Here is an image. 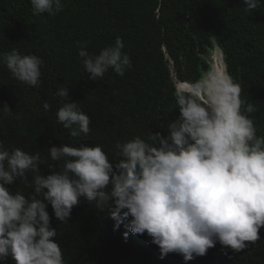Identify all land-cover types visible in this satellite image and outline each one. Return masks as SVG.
<instances>
[{"label":"trees","instance_id":"16d2710c","mask_svg":"<svg viewBox=\"0 0 264 264\" xmlns=\"http://www.w3.org/2000/svg\"><path fill=\"white\" fill-rule=\"evenodd\" d=\"M55 16L34 15L30 0H0V53L16 49L44 61L38 87L12 78L0 65V149L39 151L45 161L40 172L59 170L48 150L62 144L100 145L109 160L118 162L115 145L134 137L146 142L150 133L167 136L175 122L173 79L194 82L208 69L213 44L223 51L230 76L242 89L240 99L251 103L257 137H264V0L245 11L242 0H62ZM120 37L132 62L123 77L109 69L97 81L88 79L77 42H86L89 53L99 52ZM185 85H180L183 88ZM68 88L67 98L55 95ZM51 105L48 111L43 104ZM76 103L90 118L87 135L69 136L70 129L57 123L63 103ZM31 181V174H28ZM12 193L34 191L18 179L8 186ZM111 206V202L109 207ZM83 197L71 210L68 221L47 211L56 229L65 264H264V227L259 240L233 252L217 243L202 257L185 262L170 253L160 258L159 249L147 234L128 233L125 224L113 230L115 221ZM248 243V242H246ZM5 264H14L9 257Z\"/></svg>","mask_w":264,"mask_h":264},{"label":"clouds","instance_id":"9594fccd","mask_svg":"<svg viewBox=\"0 0 264 264\" xmlns=\"http://www.w3.org/2000/svg\"><path fill=\"white\" fill-rule=\"evenodd\" d=\"M242 3L246 12L260 6V0ZM30 4L34 15L55 16L64 8L62 0ZM77 47L89 80L97 81L109 69L123 77L132 67L120 37L98 55L87 51L86 42ZM215 48L222 61L216 69L209 58ZM43 63L41 57L16 49L0 53V65L31 87L39 86ZM207 65L194 82L173 79L179 116L167 125V136L150 133L154 143L138 136L117 143L118 162H111L100 145L62 144L47 149L60 165L44 176L39 151L0 149V264L9 257L14 264H65L47 208L65 222L81 197L101 210L111 202L113 230L126 222L125 239L129 232L147 234L161 259L175 253L191 261L217 243L233 252L254 245L264 227V137H257L248 115L254 106L248 103L242 110V89L217 44L209 50ZM67 94L64 87L55 93L60 98ZM50 107L43 104L45 111ZM0 110L13 112L7 104ZM56 118L73 138L90 131V118L76 103H63ZM18 179L34 191L12 193L8 186Z\"/></svg>","mask_w":264,"mask_h":264},{"label":"rangeland","instance_id":"374dc122","mask_svg":"<svg viewBox=\"0 0 264 264\" xmlns=\"http://www.w3.org/2000/svg\"><path fill=\"white\" fill-rule=\"evenodd\" d=\"M213 61V67L216 69L219 65H222V61H221V52L219 49L215 48L211 51L210 53V57ZM210 66H212V62L210 63Z\"/></svg>","mask_w":264,"mask_h":264},{"label":"bare ground","instance_id":"6f19581e","mask_svg":"<svg viewBox=\"0 0 264 264\" xmlns=\"http://www.w3.org/2000/svg\"><path fill=\"white\" fill-rule=\"evenodd\" d=\"M183 85H185V84H183ZM179 88H180V86H179ZM181 89V88H180Z\"/></svg>","mask_w":264,"mask_h":264}]
</instances>
